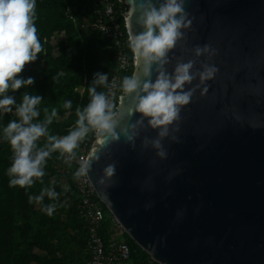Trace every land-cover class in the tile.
I'll list each match as a JSON object with an SVG mask.
<instances>
[{"label":"water","instance_id":"95a60500","mask_svg":"<svg viewBox=\"0 0 264 264\" xmlns=\"http://www.w3.org/2000/svg\"><path fill=\"white\" fill-rule=\"evenodd\" d=\"M119 1L126 27L133 0ZM184 9L192 24L166 68L173 72L176 58L196 61L193 71L215 66L207 93L201 85L169 126L161 141L166 158L143 147L159 131L145 119L135 146L123 134L104 144L96 134L87 159L99 158L87 175L124 231L159 264H264V0H185ZM138 15L131 17L137 34ZM205 45L215 55L196 57L193 49ZM130 100L122 93L116 110L126 112ZM139 118L126 117L117 133ZM108 165H115L111 177Z\"/></svg>","mask_w":264,"mask_h":264},{"label":"clouds","instance_id":"9594fccd","mask_svg":"<svg viewBox=\"0 0 264 264\" xmlns=\"http://www.w3.org/2000/svg\"><path fill=\"white\" fill-rule=\"evenodd\" d=\"M184 3L185 0H162L157 7L153 0H139L138 3L133 0L126 17V27L129 47L138 70L125 76L120 84L122 93L131 95L126 112L124 107L117 111L109 95L97 92L93 86L89 88L91 99L88 105L83 110H76L78 119L75 128L58 138L48 131V126L57 116V110L53 108L49 113L45 109V118L34 122L40 116L37 106L43 97L28 94L23 96L15 110L19 119L11 120L3 128V137L9 142L13 152L12 164L7 169L10 186L25 188L33 184L34 178L43 177L44 166L53 152H59L65 162L71 164L77 156L75 150L89 132H95L102 144L119 140L120 134H123L126 141L135 146V138L140 129L145 127V119L147 126L159 131L155 139L145 137L143 147L151 145L157 149L159 157L166 158L167 153L161 141L170 135L169 126L180 120L181 108L191 102L201 85H204L201 95L207 93L208 86L205 82L213 79L218 71V68L207 63L201 65L202 70L193 71L196 61L183 62L182 58H176L173 72L167 71L166 65L171 62L168 53L179 41L186 40L182 29H188L192 24L185 12ZM35 6L36 0H0V110L4 113L12 112V106L16 104L15 98L8 94L9 91L14 92L34 83L32 77L22 79L18 78V74L26 64L34 62L42 51L34 23ZM136 13H139L136 23L143 29L138 34L134 33L131 25V17ZM193 51L196 57L215 55V50L209 45L196 46ZM153 71L156 72L154 81ZM197 78L199 83L185 90V85L192 84ZM93 85L108 86L107 74L96 73ZM114 86L113 84L111 87ZM63 106L71 108L72 102L66 101ZM135 113H139L140 118L121 127L120 133H117L116 128L120 123ZM178 130L177 126L172 131ZM41 137L46 138V143L43 147H38L37 141ZM171 139L176 141L177 137L172 135ZM98 158V155L93 154L91 158L82 159L80 167L74 173L75 178L86 176L91 170L92 161ZM104 172L106 177L113 176L115 165H108ZM100 182L104 183L105 179L101 178ZM45 195L54 200L58 193L45 188L39 196H30L29 203L33 199L40 202ZM44 210L51 216L55 208L48 205Z\"/></svg>","mask_w":264,"mask_h":264},{"label":"trees","instance_id":"16d2710c","mask_svg":"<svg viewBox=\"0 0 264 264\" xmlns=\"http://www.w3.org/2000/svg\"><path fill=\"white\" fill-rule=\"evenodd\" d=\"M118 21L128 35L125 27L124 14L127 10L125 3L114 0ZM91 13V0H36L35 26L37 36L42 46L34 62L25 65L18 78L32 77L34 83L22 86L12 92L16 104L12 112L4 113L0 110V264H86L89 253L87 249L88 230L78 212L80 196L75 184V175L71 165L63 163L59 152H53L44 166L45 176L36 179L31 186L22 188L10 186V177L7 169L12 164L13 152L7 140L3 137V128L11 120H18L15 115L16 107L22 102L23 96L40 95L43 97L37 106L40 116L34 122L45 118V109L50 113L53 108L57 114L64 115L69 109V121L54 120L48 126L49 134L63 137L76 126L78 119L76 110L90 102L89 88L95 86L97 92H105L104 86L93 85L96 73L110 74L115 67V51L112 42L101 32L88 28L81 30L77 27L75 18H85ZM60 31L66 32V39L57 44H52V38ZM128 52L133 58V53L128 47ZM134 73V64L125 76ZM91 76V77H90ZM71 101V108H64L66 101ZM92 143L94 133L89 132ZM46 138L37 141L38 147H43ZM92 143L88 146L89 151ZM76 153L81 151L78 147ZM62 171V172H61ZM64 174L72 183L77 199L75 208L77 221L83 229V237L79 250L70 249L64 241L55 237L52 232L53 224L50 218L48 224L42 222V215L37 208H41V201L35 199L29 203V197H37L46 186L45 178L54 174ZM103 207L108 212L102 230L106 246L110 241V226L113 216L104 203ZM125 240L130 245L138 246L139 253L131 258L132 264H159L144 251L134 240L124 233Z\"/></svg>","mask_w":264,"mask_h":264},{"label":"built area","instance_id":"2783aa9c","mask_svg":"<svg viewBox=\"0 0 264 264\" xmlns=\"http://www.w3.org/2000/svg\"><path fill=\"white\" fill-rule=\"evenodd\" d=\"M79 29H94L112 42L115 51V67L112 73L107 74L108 86L105 87V94L109 95L112 102L117 107L119 96L122 94L120 84L122 76L127 73L132 64L135 63L128 52V35L122 29L116 14V3L114 0H91V13L85 18H75ZM114 87H111L112 85ZM94 137H96V133ZM92 143L91 136H87L80 144L81 151L77 153L71 164L74 172L80 167L82 159H87L88 146ZM80 201L78 212L88 230L87 249L89 258L86 264H132L131 258L139 253L138 246L130 245L123 239L110 241L106 246L102 230L106 222L108 212L103 207V202L99 198L88 175L75 179ZM117 229H123L114 218Z\"/></svg>","mask_w":264,"mask_h":264},{"label":"rangeland","instance_id":"374dc122","mask_svg":"<svg viewBox=\"0 0 264 264\" xmlns=\"http://www.w3.org/2000/svg\"><path fill=\"white\" fill-rule=\"evenodd\" d=\"M65 39L66 32L60 31L53 36L52 44L55 45L61 41H64ZM53 119L61 122L69 121V109L66 110V113L64 115L57 114V116ZM58 138L62 137L60 136ZM45 183L46 186L43 189L47 188L50 190H54L56 193H58V196L54 200L50 199L47 195L44 196L43 200L41 201V208H37L38 211L41 214L48 215L44 210L48 205H53L55 210L52 213L51 217L42 215V222L48 224V221L46 222V220L50 218V221H52L53 224L52 232L54 231L56 234L55 237L59 238V240L64 241V244L66 243V245L70 249L77 251L79 250L82 242L83 229L77 221L76 211L75 208H73L77 199V194L73 191L72 183L70 179L62 173L46 177ZM114 221L115 220L113 216L112 222L114 223ZM115 226H113V224L111 223V239H124V233H126L124 229H115Z\"/></svg>","mask_w":264,"mask_h":264},{"label":"crops","instance_id":"0c3cea01","mask_svg":"<svg viewBox=\"0 0 264 264\" xmlns=\"http://www.w3.org/2000/svg\"><path fill=\"white\" fill-rule=\"evenodd\" d=\"M111 223L113 224V226H115L113 222H111ZM114 228H115V229H117V227H116V226H115ZM109 230H110V228H109Z\"/></svg>","mask_w":264,"mask_h":264}]
</instances>
